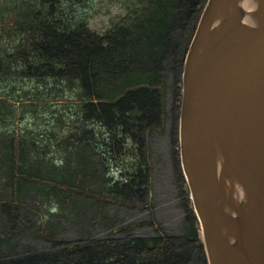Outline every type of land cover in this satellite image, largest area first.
Masks as SVG:
<instances>
[{
    "label": "trees",
    "instance_id": "obj_1",
    "mask_svg": "<svg viewBox=\"0 0 264 264\" xmlns=\"http://www.w3.org/2000/svg\"><path fill=\"white\" fill-rule=\"evenodd\" d=\"M110 1L124 14L98 31L91 0H0V264H208L193 205L182 234L108 210L149 199L136 147L208 0Z\"/></svg>",
    "mask_w": 264,
    "mask_h": 264
},
{
    "label": "water",
    "instance_id": "obj_2",
    "mask_svg": "<svg viewBox=\"0 0 264 264\" xmlns=\"http://www.w3.org/2000/svg\"><path fill=\"white\" fill-rule=\"evenodd\" d=\"M181 94L180 161L208 264H264V0H208Z\"/></svg>",
    "mask_w": 264,
    "mask_h": 264
},
{
    "label": "rangeland",
    "instance_id": "obj_3",
    "mask_svg": "<svg viewBox=\"0 0 264 264\" xmlns=\"http://www.w3.org/2000/svg\"><path fill=\"white\" fill-rule=\"evenodd\" d=\"M89 12L90 26L98 31L107 30L113 20L124 14V10L110 0H91ZM180 89L182 90V78L179 81L173 73H169L164 98L165 116L161 126L151 130L143 145L137 144L136 147L138 154H144L147 164L151 166L148 201L142 200L140 203V200L136 199L135 202L139 203L135 207L114 205L108 208L109 212L116 214L123 224L131 223L143 227L154 214L162 228L172 234H182L183 226L188 222L192 204H187L190 193L180 161L179 124L182 99V94L178 93ZM111 173L118 176L115 166ZM148 230L150 228L146 227L145 231ZM94 235L103 236V232L99 230L94 232ZM53 246L55 245L25 239L17 250L21 253L28 247H34L37 250L49 251Z\"/></svg>",
    "mask_w": 264,
    "mask_h": 264
}]
</instances>
